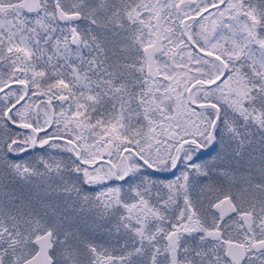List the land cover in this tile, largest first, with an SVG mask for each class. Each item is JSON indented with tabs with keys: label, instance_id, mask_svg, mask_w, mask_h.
Instances as JSON below:
<instances>
[{
	"label": "snow or ice",
	"instance_id": "1",
	"mask_svg": "<svg viewBox=\"0 0 264 264\" xmlns=\"http://www.w3.org/2000/svg\"><path fill=\"white\" fill-rule=\"evenodd\" d=\"M0 264H264V0H0Z\"/></svg>",
	"mask_w": 264,
	"mask_h": 264
}]
</instances>
